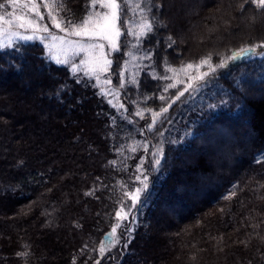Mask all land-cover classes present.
<instances>
[{
    "label": "trees",
    "instance_id": "trees-1",
    "mask_svg": "<svg viewBox=\"0 0 264 264\" xmlns=\"http://www.w3.org/2000/svg\"><path fill=\"white\" fill-rule=\"evenodd\" d=\"M10 1L0 0V14ZM132 1L121 14L135 22ZM153 2L161 6L145 13L159 22L153 31L124 32L112 55L118 86L125 61H135L123 107L38 40L0 48V264H264V57L218 68L172 103L184 86L178 70L264 41V16L251 4L241 14L243 0ZM64 3L70 11L58 9V19L79 23L94 11L91 0ZM17 87L39 89L37 100L10 93ZM141 163L151 194L132 208L124 194L139 186ZM172 165L182 177L163 192ZM121 201L131 210L102 256Z\"/></svg>",
    "mask_w": 264,
    "mask_h": 264
},
{
    "label": "snow or ice",
    "instance_id": "snow-or-ice-1",
    "mask_svg": "<svg viewBox=\"0 0 264 264\" xmlns=\"http://www.w3.org/2000/svg\"><path fill=\"white\" fill-rule=\"evenodd\" d=\"M11 3L14 6H19L21 8V14L16 15L15 13H7L6 18L5 15H0V38L6 37V43L3 39H0V47L10 46L13 42V38H18L22 40H33V39H51L52 41H61L63 44H67L69 49L74 54L85 53L86 58L80 61L79 65L73 64L72 70L73 72H79L83 67L85 75H95L96 79L99 80V72H107L109 67L113 63L111 60L107 59L104 48V43H99L95 41H106L108 46L113 50H118L117 40L122 35L120 28L118 27V21L122 20V12H126L131 10L129 0H103V3L99 4V7L102 9H106V11L89 13L86 15L81 22L76 23L72 20H65L63 17L57 18L59 16V11H70V9H66L64 0H52L51 3L48 0H43V6L48 9L47 16L51 21L52 27L55 29H59L61 32H66L69 36L80 37V40H69L66 37H59L54 35L50 29L49 25L46 23H42L44 20V15L40 11V5L35 2V0H26V2L21 3V0H11ZM98 0H91V5L96 7ZM251 4L255 6V9L258 10V14L264 16V0H243V2L239 5V11L243 14L245 10V5ZM4 5L0 4V8H3ZM161 6L153 2V0H136L135 5V13L140 16L139 23V32H133L138 39L147 36L149 33L153 31L154 22L156 21V17L153 16L152 19H149L145 13H151L152 9L155 8L157 11ZM55 13V14H54ZM253 22L255 21V17L250 18ZM128 23V21H125ZM16 29V30H13ZM23 29L24 31H31L33 35H22L19 31ZM36 33H47V36L37 37ZM84 38H87L85 41ZM171 40V37H169ZM175 43V41H172ZM51 49L52 45H48ZM171 47V45H169ZM261 56L264 57V41H259L255 44L251 45H243L238 49H234L231 52V55L222 58L220 63L213 66L211 63V55L208 57L202 58L199 64L196 65L197 70L200 67L207 65L209 71L201 73L198 76L190 77L189 82L186 84L184 89L177 90V94L175 98L172 100L174 104L176 101L180 100L181 97L185 95V93H190L198 90L199 82L206 81V77L214 74L216 69L220 68H228L230 64H233L237 61L245 60L249 57ZM58 63L67 64L69 61L67 59L60 60L57 59ZM187 68H192V64H188ZM184 69L181 68L180 71ZM173 71H176L173 69ZM183 83V81H178ZM105 83H110V80L105 81ZM175 84H169L165 91L168 88H175ZM161 100H166V97L160 96ZM172 105L169 104L168 107ZM168 107L161 108L160 112L153 113V124L148 125L151 129L157 117H161L162 114L168 112ZM239 107V106H238ZM137 115H142V113L137 112ZM135 151V149H133ZM262 158H264V154H261ZM157 156L162 157L163 153L158 150ZM257 162H260L259 160ZM110 163H115L110 162ZM154 164L159 168L161 165V159L156 158L154 160ZM138 171L141 173L136 176V180L139 181V186L134 189V191L125 192V197L130 199L131 207L135 208L137 205L143 203L144 199L150 196V182L148 177L143 174V164L138 165ZM236 186L234 185V188ZM92 192L86 193V195H91ZM234 196H236V191L230 192L229 195L225 196L224 199L230 200ZM121 206L119 210L115 212V217L117 218V223L112 227L111 232L108 235L109 243L106 247L104 242H101L99 247L100 253H105L110 247H114L116 243L119 241L115 239L117 229L121 227V221L125 220L128 217V212L125 211L126 205L123 201L120 202ZM131 209H129L130 211ZM243 243V242H242ZM87 245H85V248ZM18 256H26V252L17 253ZM75 264V261L73 262ZM99 264V262H97Z\"/></svg>",
    "mask_w": 264,
    "mask_h": 264
},
{
    "label": "rangeland",
    "instance_id": "rangeland-1",
    "mask_svg": "<svg viewBox=\"0 0 264 264\" xmlns=\"http://www.w3.org/2000/svg\"><path fill=\"white\" fill-rule=\"evenodd\" d=\"M23 2H26V0H21V3H23ZM35 2L40 5V11L45 17V11H44L45 9L42 8L43 0H35ZM118 2H119V0H118ZM100 3H103V0H98V3H97L98 4V8L97 7H93L94 11H92V13L100 12V11H106V9H102L101 7H99ZM132 5L133 6L136 5V0H133L131 2V6ZM133 8H135V7H133ZM10 9L11 10L8 13H15L16 15H20L21 14V8L19 6H14L11 3ZM6 14L7 13L0 14V15H5L6 16ZM130 14H131V16H133V13L130 12ZM137 15H138V13H137ZM6 18H9V17L6 16ZM124 20L128 21L129 24H133V28H135L137 32L140 31V29H139L140 16L139 17L136 16L135 22H132L131 21L132 19L128 20V18L127 19L123 18L121 21H118V27L120 28V30L122 32V35L117 40L118 50L120 49V44H121L120 42H121V38L124 35V32H126V31L129 32V33L130 32H134V30L132 28L129 29L128 24L126 25ZM43 21H45V18H44ZM123 22L125 23V25L122 24ZM42 23H44V22H42ZM126 26H127V28H126ZM49 29L54 35L59 36V37H66L69 40H80L81 39L80 37L69 36L67 33H60L59 29H55L54 27H52V25H49ZM13 30H16V29H13ZM19 31L21 32L22 35H25V36L33 35V33L30 30L29 31H24L23 29H20ZM35 35L37 37H43V36H47V33H36ZM0 39H3L5 41V43H6V39H7L6 37L0 38ZM84 39H85V41H87V38H84ZM34 40H38V41L42 42L45 45L49 56L53 60H55L56 62H57V59H60V60L67 59L69 61L67 64H69L71 66V68H72L73 64L79 65L80 61L86 58L85 53L81 52L79 54H74L69 49V46L67 44H63L61 41H55L54 42L51 39H40V38L33 39V40H22V39H18V38H13V42H15V41H34ZM95 42H99V43H104L105 44L104 53H105L107 59H109V60H111L113 62L112 55H113V53L115 51H113L108 46L107 42L106 41H99V40L95 41ZM48 45H52L51 49L48 47ZM0 48H3V47H0ZM230 55H231V53H230ZM134 63H135V61H134V59L132 57L128 58L125 61L124 65H123V68L121 70L122 73H121V78L119 79V83H118L119 86L114 84L115 82H114L113 78L116 77L117 75L110 73L111 66L109 67V70L107 72H99V77L100 78L98 80V83L102 86L103 92L106 93L109 96V98H110L111 102L114 104V106L123 107V105H124L123 104V100H122V95H123L122 85L125 84V78L124 77L126 76V74L128 72L130 74H132V70L134 68ZM211 63H212L213 66L217 65V64H215L213 62H211ZM196 65H193L192 68L185 67L183 71H180V70L177 71V76L178 77L176 78V82L183 81V85H184L183 88L181 89V91L184 89L186 84L189 82V78L190 77L198 76L201 73L209 71L207 65H204V66L200 67L199 70H197ZM80 71H84L83 67L81 68ZM91 76L96 78L95 75H91ZM108 80H110V83H105V81H108ZM0 82H1V79H0ZM200 82H199V84H200ZM21 87H17V88L11 89L10 93H21L22 96L28 98L31 101L37 100L38 94L40 92L39 89L38 90H33L32 89V91H30V92H28L26 94H23L20 91ZM209 201H211V200H209ZM130 204H131V201H130ZM125 211L128 212V214H129V208L128 207H125ZM163 220H164V216H161V221L162 222L160 221L161 224H159V225H161V227L165 223V220L164 221ZM120 223L122 224L123 221H121ZM115 239L118 240V232L116 233ZM108 243H109V237L107 236V238L104 241V244H105L106 247L108 246Z\"/></svg>",
    "mask_w": 264,
    "mask_h": 264
},
{
    "label": "bare ground",
    "instance_id": "bare-ground-1",
    "mask_svg": "<svg viewBox=\"0 0 264 264\" xmlns=\"http://www.w3.org/2000/svg\"><path fill=\"white\" fill-rule=\"evenodd\" d=\"M233 51V50H232ZM246 101L247 102H250V100H248V99H246ZM258 109H257V107H254V114L257 116V113H258V111H257ZM255 116H253L252 118H251V122H252V124L253 125H255V120H256V118H254ZM179 167L177 166V165H172V170H171V173H170V175L166 178V180H165V182H164V184L162 185V189H161V191H163L164 192V190H168V191H170L171 190V186H172V182H173V179H174V177H182L181 176V172H179ZM162 196H164V195H162ZM105 241V240H104ZM112 247H110L108 250H110ZM115 248V246L111 249V250H113ZM109 251H106L105 253H101V255L102 256H106V254L108 253ZM112 254V253H111ZM118 260V259H117ZM117 261H115V262H113V264H117L116 263ZM111 264H112V262H111Z\"/></svg>",
    "mask_w": 264,
    "mask_h": 264
}]
</instances>
